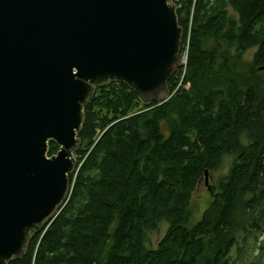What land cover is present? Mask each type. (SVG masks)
Masks as SVG:
<instances>
[{"label":"trees","instance_id":"16d2710c","mask_svg":"<svg viewBox=\"0 0 264 264\" xmlns=\"http://www.w3.org/2000/svg\"><path fill=\"white\" fill-rule=\"evenodd\" d=\"M174 2L189 61L172 97L147 102L123 82L97 90L69 202L10 264H235L243 234L264 231V0ZM59 150L51 141L49 155ZM226 156L231 170L195 219V192Z\"/></svg>","mask_w":264,"mask_h":264},{"label":"water","instance_id":"95a60500","mask_svg":"<svg viewBox=\"0 0 264 264\" xmlns=\"http://www.w3.org/2000/svg\"><path fill=\"white\" fill-rule=\"evenodd\" d=\"M184 36L174 0H0V264L69 202L97 90L123 82L168 101Z\"/></svg>","mask_w":264,"mask_h":264},{"label":"rangeland","instance_id":"374dc122","mask_svg":"<svg viewBox=\"0 0 264 264\" xmlns=\"http://www.w3.org/2000/svg\"><path fill=\"white\" fill-rule=\"evenodd\" d=\"M256 52L257 48L250 50L246 54L244 59L245 70L251 69ZM165 131L168 133L167 126H165ZM233 162V156H226L220 169L212 171L208 180L206 177L203 178L192 202L195 219H200L203 213L211 206L215 198L213 189L218 186L221 178L229 173ZM169 226L170 223L168 221H163L159 224L158 229L151 230L148 233V246L150 248L158 247L159 242L167 234ZM232 255L236 258L235 264H264V231L257 232L256 234L255 232L251 234L244 233L240 248L234 249Z\"/></svg>","mask_w":264,"mask_h":264},{"label":"built area","instance_id":"2783aa9c","mask_svg":"<svg viewBox=\"0 0 264 264\" xmlns=\"http://www.w3.org/2000/svg\"><path fill=\"white\" fill-rule=\"evenodd\" d=\"M189 46H185L183 43V48H182V52L180 55V68H183V73L184 75L186 74V68L188 65V61H189V50H188Z\"/></svg>","mask_w":264,"mask_h":264},{"label":"bare ground","instance_id":"6f19581e","mask_svg":"<svg viewBox=\"0 0 264 264\" xmlns=\"http://www.w3.org/2000/svg\"><path fill=\"white\" fill-rule=\"evenodd\" d=\"M189 27V26H188ZM175 87V86H174ZM176 89V88H175ZM82 160V159H81ZM35 240V239H34Z\"/></svg>","mask_w":264,"mask_h":264}]
</instances>
